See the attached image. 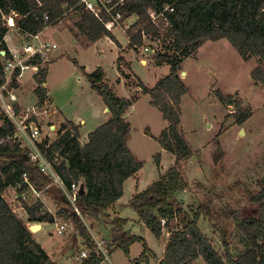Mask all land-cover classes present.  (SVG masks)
<instances>
[{"label":"trees","instance_id":"trees-1","mask_svg":"<svg viewBox=\"0 0 264 264\" xmlns=\"http://www.w3.org/2000/svg\"><path fill=\"white\" fill-rule=\"evenodd\" d=\"M116 2L107 8H112ZM168 6L173 7L174 12L158 18L157 28L152 23L151 13L160 15ZM12 13L17 15L16 27L26 39L40 35L47 28L58 25L66 16L75 14V27L89 44L109 38L118 49H121L120 44L106 28V24L112 21L110 15H121L120 23L135 17V24L126 33L129 48L136 52L143 46V35L159 39L164 30L169 52L156 53L155 61L157 66H168L169 74L153 88L146 87L142 82H139V88L150 97V104L168 123L158 142L162 150L174 156L175 165L165 174L159 173V180L135 194L128 206L138 223L150 230L157 240L162 239L166 229L172 231L160 264H192L200 259L204 264H264V181L258 183V191L252 193L246 190L248 204L257 210L255 217H247L241 209L230 205L217 209L213 202L201 204L195 209L191 207L190 212H186L176 201L178 194L190 188L182 165L194 156L180 127L182 98L189 93L181 78L182 64L186 58L195 55L205 42L227 40L243 60L257 58L260 61L261 66L253 71L252 79L264 85V0H123L112 9L110 15L100 6L98 17L87 9L83 0H0V52L6 53V60L11 56L5 43L9 28L4 18ZM123 61L122 56L117 60L119 64ZM28 64L38 69L34 93L37 107L43 108L49 105L46 82L50 62L36 56ZM73 64L84 73V68L76 61ZM18 75L19 72L13 75L9 87L12 90L20 87ZM84 76L91 89L102 98L110 120L90 133L84 146L79 141L80 126L65 121L58 132V140L49 143V139L45 138L39 144V150L67 191L72 192L73 185L79 186L81 181L85 182L86 194L75 197V206L82 216L109 227L110 241L107 246L110 254L111 248H115L129 256L131 246L142 243V259L147 258L150 250L146 241L126 233L129 220L119 216L111 220L109 216L124 195V183L129 179L138 182V174L144 166L128 146L130 124L124 119L139 98H119L108 85L101 68L90 74L84 73ZM5 83L0 62V88ZM4 95L8 98L9 91ZM217 97L226 107L237 106L235 119L238 124L243 125L251 118L252 113L242 109L241 102L236 98H226L219 92ZM14 110L20 116V108L15 106ZM35 122L43 134L42 125ZM16 133V125L0 104V264H57L35 241L26 223L13 213L4 197L9 188H15L20 196L32 194L30 186L55 200L54 204L59 207L57 218L73 224L75 239L89 249V256L81 264H101L105 259L96 250V244L82 218L53 179L30 163L31 150L22 146V140L17 139ZM160 159V154L154 157L158 170ZM24 175L30 186L25 184ZM24 209L29 223L55 224L56 216L45 212L39 202L25 205ZM202 218L213 223L220 233L223 255L215 250L199 228ZM174 221H178V225L172 228ZM230 225L240 231L250 245L249 250L239 257L233 255L230 239L233 230Z\"/></svg>","mask_w":264,"mask_h":264},{"label":"rangeland","instance_id":"rangeland-1","mask_svg":"<svg viewBox=\"0 0 264 264\" xmlns=\"http://www.w3.org/2000/svg\"><path fill=\"white\" fill-rule=\"evenodd\" d=\"M10 17L13 16L4 18L8 28L12 27ZM64 19L58 25L46 29L42 36V41L57 46L53 54L65 55V59H60L53 66L50 77V89L54 93L55 100L65 109L64 112L62 109L60 111L67 117H80L86 121L87 126L83 127L79 139L80 144L84 146L88 142L87 135L92 133L90 129L93 128L94 131L98 127L96 126L98 122L93 119L98 109L97 103L101 102L102 106L104 104L97 94L93 99L88 95L91 92L90 84L73 61L84 68L86 73H93L100 67L105 73L108 85L119 98H139L124 116L130 124L128 146L136 159L144 164L138 175L141 184L149 185L158 181L159 173L165 174L175 165V158L162 150L159 145L158 139L168 123L150 104L151 99L143 94L139 82L148 88H153L161 78L169 74L168 66H157L158 63L155 61L156 53L169 52L165 31L161 32L159 39L145 37L143 46L136 52L128 47L129 38L126 31L135 24L137 18L133 17L121 23L111 31L112 34L115 31L116 40L122 46L123 51L119 49L118 55L111 39V42L104 40L100 44L83 45L69 30L76 21L75 14ZM14 25L16 24L13 23ZM27 42L29 41L19 31L10 28L6 37L10 49L23 50ZM31 43L36 45L38 42L30 41ZM118 56H122L124 60L121 64L117 62ZM0 60L2 62L3 59ZM46 61L51 62L49 56ZM260 66L261 63L257 58L243 60L227 40L205 42L195 55L186 58L182 64L181 78L188 87L189 93L182 98L180 127L194 152L192 159L182 165L190 188L176 197L177 203L181 204L184 211L190 212L191 207L195 209L201 204L213 202L217 209L230 205L241 209L247 217L257 215V210L248 204L246 190L252 193L258 191V183L264 181V85L257 84L252 79L253 71ZM33 73L34 70L30 69L24 74V90L26 96L28 94L27 102L31 105L36 102L31 92L35 85L34 78L31 77ZM182 73H185V76L182 77ZM7 89L9 95H15V89L12 90L9 86ZM0 91L3 93L1 89ZM218 92L226 98L232 96L239 100L242 109L252 113L251 118L243 125L238 124L235 119L238 113L237 106L226 107L217 97ZM2 95L8 103L9 95L8 98ZM0 104L5 112L1 101ZM101 112L102 109L98 115L101 116ZM47 118L44 116L39 122L43 127L40 142L48 138L49 143H53L59 138L58 132L63 121L58 115ZM48 124L56 128L52 129L47 126ZM47 133L49 135H45ZM23 141L22 146L25 147L27 142ZM157 154L161 155L160 170L154 160ZM133 188L131 190L128 186L123 198L124 204L118 210L119 215L109 214V216L111 220L116 216L129 220L126 233L144 239L150 253L147 258L142 259L144 253L142 243L132 245L129 256L120 249L111 248L108 260H104L101 264H160L163 260L166 243L172 231L166 229L162 239L157 240L150 230L138 223L137 217L128 206L133 196L137 194L136 187ZM36 196L32 193L26 199L21 198L15 188H9L4 193L12 210H16L15 215L24 223L27 222L28 217L23 208L25 205L36 204ZM42 198L43 195L40 201ZM46 200L48 202L45 201L43 210L52 213L51 215L55 217L59 207L54 204L55 200L51 197H46ZM55 220L56 223L51 224L53 226L44 228L37 243L57 264H73V257L78 256L82 251L75 239V228L71 222H67L66 232L59 236L55 233V225H60L62 220L57 216ZM82 222L92 238L95 236L97 239L110 241L107 225L87 216H82ZM177 225L178 221L171 224L172 228ZM229 227L233 230L230 238L233 255L239 257L249 250L250 245L240 231L231 225ZM199 228L215 250L223 255L222 239L213 223L202 218ZM81 262L82 260L77 264ZM192 264H204V262L200 259Z\"/></svg>","mask_w":264,"mask_h":264},{"label":"built area","instance_id":"built-area-1","mask_svg":"<svg viewBox=\"0 0 264 264\" xmlns=\"http://www.w3.org/2000/svg\"><path fill=\"white\" fill-rule=\"evenodd\" d=\"M116 1L117 0H83V2L87 6V9L92 11L97 17L99 14L100 6L104 7L106 9V12L110 15L112 9L117 5H119V3L121 4L123 2V0H120L118 2ZM114 2L116 3L112 8H107V6L113 5ZM172 12H174V8L168 6L165 8L164 12H162L160 15L151 13L152 23L156 27H158L157 19L163 17L165 13H172ZM110 16L112 21L106 24V28L111 32L113 28H116L121 24L120 21L122 20V16L119 14L114 16L110 15ZM10 25L13 26V24ZM145 37L147 36L143 35V39ZM31 38L34 40L39 39L38 36H31ZM55 49H56V45H50L42 42L39 43L37 46H34L30 44V42H27L22 53H17V54L9 53L11 56L10 59L7 60L4 59L6 53L4 51L0 52V56L3 57L2 66L4 69V75L6 77L5 85H7V86L4 85L2 87L3 89L0 88L3 91V93L0 91V101L3 104V109L5 110V113L16 125L17 138L21 140H25L27 142V147H29L31 150V155L29 156L30 163L32 165H36L37 168H39L45 175L50 176L53 179L54 184L60 186V188L64 191L69 203H71L74 206L76 213L82 218L80 211L75 206V197L78 195L79 186L73 185L72 192L67 191L63 183L61 182L60 178L54 171L52 165L46 160V158L42 155L41 151L39 150V144L41 143L40 138L42 137V134L35 121L40 122V120L44 116L50 118L54 114L53 109L48 104H46L43 108L34 106V107H30L27 110V112L24 113L25 116L18 117L15 114V110H14L15 104L18 101L16 95H9L8 103H6L7 100L5 101L2 95L4 94V92L8 91L7 87L8 86L10 87L15 72H19V75L17 77V80L19 82L22 78L23 73L27 71L31 66L28 64L30 59L36 56H40L42 59H46L50 55V52ZM32 118H35V120H33ZM23 178L25 180L24 181L25 184L30 186L26 175H24ZM19 188L20 185H18V189ZM30 190L33 194L37 196L42 194L40 192L35 191L31 186H30ZM27 196H28L27 194H22L21 198L26 199ZM66 223L67 222L62 221L60 225L59 224L55 225L57 235L61 236L66 232L67 230ZM93 240L96 244V250L104 257L105 260H108V257L110 255V249L107 246L108 242L103 239H97L95 236H93ZM88 256H89V249L83 245L79 259L83 260L86 259Z\"/></svg>","mask_w":264,"mask_h":264},{"label":"crops","instance_id":"crops-1","mask_svg":"<svg viewBox=\"0 0 264 264\" xmlns=\"http://www.w3.org/2000/svg\"><path fill=\"white\" fill-rule=\"evenodd\" d=\"M10 16H13V17H10V21L12 22V24L14 23V24H16L15 23V20H16V18H17V15L15 14V13H12ZM14 16H16V18L14 19ZM9 17V16H8ZM68 16H66L65 17V19L64 20H66V18H67ZM63 21V20H62ZM11 29H16L17 31H19L18 29H17V27H16V25H14V26H12V27H10ZM10 28H9V32H10ZM48 29V28H47ZM70 31H71V33L74 35V37H75V39H77L80 43H82L83 45H85V46H90V45H94V44H89L88 43V41L86 40V38L85 37H83V36H80L79 35V33H78V31H77V29H76V27H75V24H73V26H72V28L71 29H69ZM47 30H45L44 32H42L40 35H38V37H39V39L38 40H34V39H32L30 36L29 37H27V41H36V42H38L36 45H34L33 43H31L32 45H34V46H37L39 43H42V42H44V41H42V36H43V34L46 32ZM20 32V31H19ZM9 34V33H8ZM114 34H115V31H114ZM113 34V35H114ZM115 36V35H114ZM7 37V36H6ZM116 38V37H115ZM104 40H108L109 42H111L110 41V39L109 38H103L102 40H100L99 42H97V43H95V44H100V43H102ZM5 43H6V38H5ZM45 43V42H44ZM47 43V42H46ZM112 43V45L113 46H115V48L117 49V52H118V55L120 54V51H119V49L116 47V45H114V43L113 42H111ZM47 44H50V45H52L51 43H47ZM6 46H7V50H8V52L9 53H14V54H17V53H22L23 52V50H15V49H10L9 47H8V45H7V43H6ZM120 46H121V44H120ZM124 46V45H123ZM126 46V45H125ZM124 46V47H125ZM122 47V46H121ZM128 47H129V42H128ZM55 50H57V46H56V49ZM55 50H52L51 52H50V55H49V61H50V59H51V62H50V64H49V66H48V76H47V82H46V89H47V91H48V98H49V105L51 106V108L54 110V115H58V117L60 118V119H62V123H64L65 121H69V122H72V123H74L75 125H77V126H80V135H81V132L83 131V127H86L87 126V123H86V121L84 120V119H81L80 117H67V116H65L60 110L62 109L63 110V112H64V108L61 106L60 107V105H59V103L55 100V97H54V93L52 92V90L50 89V77H51V72H52V68H53V66L54 65H56L57 63H58V61L60 60V59H65V55H55V54H53L54 52H55ZM120 50H122V48L120 49ZM123 51V50H122ZM118 58H119V56H118ZM118 58H117V60H118ZM117 63V62H116ZM141 64H142V62H141ZM100 68V67H99ZM30 69H33L34 70V73H33V75L31 76V77H33L34 78V82H35V85L33 86V88H32V90H31V92H32V94L34 95V97H35V99H36V102H35V104L34 105H31L30 103L28 104V102H27V96H28V94H27V96H26V92H25V90H24V87H25V84H24V79H25V72L23 73V75H22V78H21V80L19 81V84H20V87H19V89L18 90H15V95H16V97H17V99H18V101H17V103L15 104V106H18L19 108H20V110H21V115L20 116H22V114H24L25 112H27V110L30 108V107H34V106H36L37 105V103H38V101H37V98H36V96H35V93H34V91H35V89L37 88V82H36V75H37V72H38V69L37 68H35V67H32V66H30V68L28 69V70H30ZM27 70V71H28ZM84 73H86L85 72V70H84ZM83 73V74H84ZM91 73V72H90ZM90 73H86V74H90ZM119 84V83H118ZM97 93L95 92V91H93L92 89H91V92L88 94L92 99H93V97L96 95ZM124 98H126V97H124ZM126 99H128V98H126ZM103 104H104V102H103ZM27 108H26V107ZM97 106H98V109L96 110V113L94 114V115H96L93 119H96V121L98 122V125H96V126H98L96 129H98L99 127H101L102 125H104L105 123H107L109 120H110V114H109V111H108V109L106 108V106H105V104L102 106V104H101V102H99V103H97ZM100 109H102V112H101V116L100 115H98L99 114V111H100ZM20 116H18V117H20ZM76 118V119H75ZM52 124H48L47 126L48 127H51L52 129H54V128H56L54 125H52ZM95 129V130H96ZM90 130H92V131H90V132H94L93 131V128L92 129H90ZM90 134V133H89ZM89 134L87 135V138H88V136H89ZM45 135H49L48 133L47 134H45ZM86 137H85V139H87ZM23 141V140H22ZM24 142V141H23ZM26 144V146H27V143H25ZM160 174H162V173H160ZM139 175V174H138ZM163 175V174H162ZM149 185H151V184H149ZM148 185V183H146V184H141V182H140V178L138 177V182H137V180H135V179H129V180H127L125 183H124V195H123V197L119 200V202L117 203V205H116V208H115V210L114 211H112L111 212V214L112 215H119L118 214V210L119 209H121V208H119L120 206H122L124 203H123V198L125 197V192H126V190H127V188H128V186L130 187V189L132 190V189H134L133 187H136V191H137V193H139V192H142V191H144L145 189H146V187L147 186H149ZM59 186V185H58ZM60 187V186H59ZM41 195L42 194H40V196H36L37 197V201L35 202V203H40L42 206L44 205V204H46L45 203V201H47L48 202V200H46V196H44L43 195V198H42V200L40 201V199H41ZM17 198V197H16ZM44 199V200H43ZM24 209V208H23ZM49 209V208H48ZM24 211H25V209H24ZM46 212V211H45ZM13 213L15 214L16 213V210H13ZM26 213V212H25ZM49 213V212H48ZM49 214H52V213H49ZM117 217V216H116ZM120 217V216H119ZM27 218V217H26ZM26 223V225H27V227L29 228V230H30V224L31 223H29L28 222V218H27V222H25ZM33 224V223H32ZM35 224V223H34ZM39 225L41 226V229L37 232V233H32L33 234V236H34V239H35V241L36 242H38L39 243V241H38V237L44 232V228L45 227H50V226H53V225H51V224H49V223H39ZM129 226V225H128ZM128 226H126V229H127V227ZM56 233V232H55ZM77 242L79 243V245H80V248L82 249V247H83V244L81 243V242H79L78 240H77ZM80 253L81 252H79V254H78V256H76V257H73V264H77V263H79L81 260L79 259V256H80Z\"/></svg>","mask_w":264,"mask_h":264},{"label":"water","instance_id":"water-1","mask_svg":"<svg viewBox=\"0 0 264 264\" xmlns=\"http://www.w3.org/2000/svg\"><path fill=\"white\" fill-rule=\"evenodd\" d=\"M183 76H185V73H182V77ZM85 194H86V184L84 181H81L79 184L78 195L83 196ZM40 229H41V226L39 224H34V225L30 226V232L31 233H37Z\"/></svg>","mask_w":264,"mask_h":264}]
</instances>
